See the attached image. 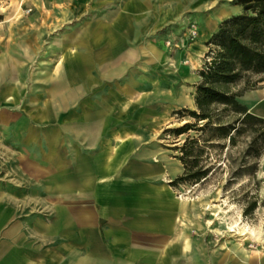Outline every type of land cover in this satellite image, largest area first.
I'll return each mask as SVG.
<instances>
[{"label": "crops", "instance_id": "1", "mask_svg": "<svg viewBox=\"0 0 264 264\" xmlns=\"http://www.w3.org/2000/svg\"><path fill=\"white\" fill-rule=\"evenodd\" d=\"M143 1L108 20L73 19L74 5L0 20V264H243L207 254L203 216L170 185L183 166L158 134L174 88L154 80L162 50L142 45ZM223 10L192 44L193 64ZM257 78L239 99L264 117Z\"/></svg>", "mask_w": 264, "mask_h": 264}, {"label": "rangeland", "instance_id": "2", "mask_svg": "<svg viewBox=\"0 0 264 264\" xmlns=\"http://www.w3.org/2000/svg\"><path fill=\"white\" fill-rule=\"evenodd\" d=\"M124 1L92 0L91 4L82 8L84 6L78 4V0H0V20L18 19L33 14L37 15L36 17L54 19L56 13L57 17L60 13L54 12V7L61 8L64 12V8L72 5L75 11L69 10V14L73 19L108 20L115 13L111 12L110 16L109 9L116 10ZM21 2V10L17 11L16 8ZM59 2L61 5L53 6ZM67 2L70 5L66 4ZM111 2L113 6L109 5ZM143 2V9L137 11L142 14L144 20L142 45L144 47L147 43H152L162 50L157 63L153 64L154 80L160 85L167 84L174 88L172 93L175 106L161 126L158 139L163 147L170 149L176 156L179 151L174 148L186 135L175 137L166 129L191 120L188 116L178 118L172 113L182 108H195V85L199 81L197 72L204 62L205 53L197 56L198 62L195 64L190 61L192 44L197 41L205 25L210 23L209 20L222 9L223 12L227 11L229 17L240 13L242 8L234 3L235 0ZM124 13L130 16L134 15L135 11L127 10ZM221 20L218 21L217 27ZM142 77L144 81L151 79L148 74H142ZM257 80V75H252L237 82L232 88L242 90L244 86L256 83L254 87L243 90V94L258 87ZM255 126L257 125L254 124L253 127ZM254 136L256 133H252L250 128V141ZM247 140L248 135L243 133L237 137L235 146H227L225 141L224 148H207L203 159L204 164L211 168L206 179L199 182H183L176 186V189L190 200L195 215L203 216H197V220L205 230L207 243L212 244L207 246V254L220 249L222 253L238 255L239 262L243 264H246L247 259L256 258L259 254L264 256V148H259L257 141L250 147V155L242 158L240 148ZM218 164L220 165L217 166ZM239 168H243L242 174L232 176ZM207 220L211 223L207 224ZM207 264L213 263L210 261Z\"/></svg>", "mask_w": 264, "mask_h": 264}, {"label": "trees", "instance_id": "3", "mask_svg": "<svg viewBox=\"0 0 264 264\" xmlns=\"http://www.w3.org/2000/svg\"><path fill=\"white\" fill-rule=\"evenodd\" d=\"M234 3L242 11L221 20L205 42L208 49L197 72L195 108L172 113L191 120L166 129L175 137L186 135L174 148L179 151L175 157L183 171L170 182L172 186L206 179L211 167L204 164L203 155L209 147L224 148L225 141L227 146H235L237 137L245 133L249 140L240 148L242 158L250 155V147L257 141L259 148H264V117L251 113L239 99L243 90L256 83L242 90L232 88L237 82L264 72V0H235ZM254 124L257 126L253 127ZM250 128L256 133L252 141ZM242 172L243 168H239L232 176Z\"/></svg>", "mask_w": 264, "mask_h": 264}]
</instances>
